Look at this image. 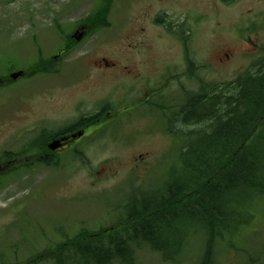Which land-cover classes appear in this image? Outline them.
<instances>
[{"label": "rangeland", "instance_id": "374dc122", "mask_svg": "<svg viewBox=\"0 0 264 264\" xmlns=\"http://www.w3.org/2000/svg\"><path fill=\"white\" fill-rule=\"evenodd\" d=\"M104 4L105 0H0V80L19 70L33 71L41 58L54 56L53 67H58L51 74L0 83V152L22 150L43 128H63L103 106H115L114 116H120L112 120L105 112L101 124L76 140L83 158L69 151L71 161L60 169L25 166L14 175L15 163L5 167L2 151L0 264H56L34 256L82 229L111 227L122 219V205L131 190L150 187L154 180L159 185L168 179L171 167L181 164L185 140L169 132L166 121L146 101L151 96V102L169 105L181 99L182 104L183 92L199 88L198 80L188 78L185 45L189 44L190 67L198 70L197 78L218 83L234 80L264 57V0H238L219 8L211 0H112L109 25L93 27L90 19ZM162 9L177 33L178 24L190 18L186 27L193 28L183 34L188 40L154 24ZM199 14L203 22H191ZM249 41L263 52L247 55ZM63 48L70 49L61 54ZM167 68L171 77L157 83ZM126 109L131 112H122ZM257 147L262 154L264 143ZM60 158L64 161L66 154ZM251 196L254 193L243 187L220 197L232 215L234 211L248 218L253 209V217L235 237L242 249L223 243L212 264H264V197ZM194 221L188 227L193 238L179 263L141 245L135 246L136 264H199L202 226Z\"/></svg>", "mask_w": 264, "mask_h": 264}, {"label": "trees", "instance_id": "16d2710c", "mask_svg": "<svg viewBox=\"0 0 264 264\" xmlns=\"http://www.w3.org/2000/svg\"><path fill=\"white\" fill-rule=\"evenodd\" d=\"M111 1L105 0L93 14V27L109 25ZM258 64L234 83L202 79L197 90L186 92L182 104H161L169 114L171 129L175 127L173 133L185 140L181 164L171 167L168 179L164 177L159 185L154 180L150 187L133 189L136 194L122 205V219L111 227L96 232L82 229L34 259L51 258L56 264H136L135 246L146 245L164 260L179 263L186 256L189 238H193L188 228L193 225L191 219L202 226L199 264H212L223 243L239 247L235 237L250 220L241 219L234 211L232 215L220 202L243 187L254 193L252 200L264 197V150L259 155L257 147L264 143V58ZM26 72L32 75L35 70ZM95 119L80 120L61 134L88 127ZM46 162L60 163L58 159ZM167 168L162 170L165 175ZM228 233L233 239L226 237Z\"/></svg>", "mask_w": 264, "mask_h": 264}, {"label": "flooded vegetation", "instance_id": "af4514ba", "mask_svg": "<svg viewBox=\"0 0 264 264\" xmlns=\"http://www.w3.org/2000/svg\"><path fill=\"white\" fill-rule=\"evenodd\" d=\"M161 1L163 2V1H167V0H161ZM211 1L213 2L214 6L219 8V7H229L230 5L235 4L238 0H211ZM186 13L187 12H185L184 14H186ZM188 15H189V12H188ZM187 20L190 21V18H187L185 16V22L182 21V22H180L182 24H178L180 31L178 33H176V31H174V32L171 31L172 32L171 34L174 36L180 37L183 34H185L186 32L190 33V31L193 27L191 26V29H187V27H186ZM200 21L203 22V17L200 14L198 16H196V18L193 17V19L191 20V22H195V24H200L199 23ZM167 23L168 22H166V18H164V21H162L161 23H157V25L163 24V25H165V28L170 31V26ZM257 23L260 24V22H257ZM186 29H187V31H185ZM247 30H248V28L246 29V31ZM241 31H244V28ZM80 33H81V31L78 30L76 34H80ZM182 38L184 39V37H182ZM249 45H250V48H249V51L246 53L247 55H250V54L256 55V54H260L263 51V47H260V46L256 47L250 41H249ZM187 47H189V44L185 45L183 47V49L186 48L184 50V56L186 57V60L188 63V78L191 80L196 79L200 83V81L202 79L197 78L199 76V74L194 72L195 66L192 64V66L190 67L191 60H190V57L188 58ZM64 51H65V49H63L61 51V54H63ZM104 64H108V62L105 60ZM45 66H47V67L51 68V70H53L54 65L53 64H46ZM101 67H103V63L101 64ZM168 69L169 68H167V74L166 75L164 73V74H160L158 76V78L156 79L157 83L162 81V80L166 81V80H168V78L171 77V71H168ZM196 71H198V70H196ZM52 73H54V72H52ZM49 74H51V73L49 72ZM179 85L183 87L182 83H180ZM149 92H150V90H148V93ZM151 100H152L151 96H148V99L146 102L150 106V109L155 110V111L157 110L158 113H161V115L167 114L166 110L164 111L163 109H161L160 103L155 102V101L151 102ZM101 111H102V109L97 111L98 114H96L94 116L96 118L95 120H97L98 123H100V122L102 123L103 115L105 114V112L100 113ZM108 112L112 116V111L109 110ZM122 112H131V109H129V110L126 109ZM117 117H119V116H117ZM92 127H95V126L83 127L81 129L78 128V129L72 130V131L62 135L61 133L65 130H67V128H66V129L61 130L59 132V135H57V136H53V133H51L52 128H46V129L43 128L42 130H40V132H39L36 140L34 141V143L28 144L26 146V149L28 151H30L31 154L27 155L25 148H23L22 150L19 149L16 152H12L11 149H4L5 158L2 160V164H4L5 167H8L12 162H14L15 165H14L13 174L19 175L20 174L19 171H21L22 169L24 170L26 164L29 165L30 168H35L39 165H42V162H41L42 159L45 162L43 165L47 166L46 161L48 159H51V161H52V159L62 160L60 158V156L63 154H66L65 159H66V162H68L70 160V158H67L69 156V151L74 149V146L77 144L76 140H81L82 138H84L88 134L87 131H89ZM44 135H46V136H44ZM47 136H50V137L47 139ZM55 139L56 140L59 139V141H61V142H59L60 146L56 149L50 148L51 142ZM31 158H32V160H31ZM139 158H141V156H139ZM2 164H0V167ZM4 172H7V169H5ZM1 174L4 175V174H8V173H1Z\"/></svg>", "mask_w": 264, "mask_h": 264}, {"label": "water", "instance_id": "95a60500", "mask_svg": "<svg viewBox=\"0 0 264 264\" xmlns=\"http://www.w3.org/2000/svg\"><path fill=\"white\" fill-rule=\"evenodd\" d=\"M57 145H58V143L55 141V142L51 145V147H52V148H56Z\"/></svg>", "mask_w": 264, "mask_h": 264}]
</instances>
